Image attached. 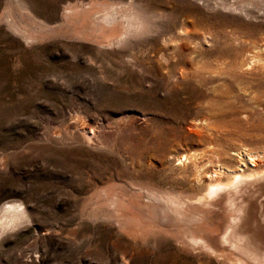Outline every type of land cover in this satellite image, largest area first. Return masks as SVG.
<instances>
[{"label":"rangeland","instance_id":"374dc122","mask_svg":"<svg viewBox=\"0 0 264 264\" xmlns=\"http://www.w3.org/2000/svg\"><path fill=\"white\" fill-rule=\"evenodd\" d=\"M259 174L264 0H0V264H264Z\"/></svg>","mask_w":264,"mask_h":264},{"label":"bare ground","instance_id":"6f19581e","mask_svg":"<svg viewBox=\"0 0 264 264\" xmlns=\"http://www.w3.org/2000/svg\"><path fill=\"white\" fill-rule=\"evenodd\" d=\"M116 15V14H115ZM108 17V21L110 23H112L116 17H112L111 15L107 16ZM117 19V18H116ZM260 175V174H259ZM236 176V179L235 181L232 183V184H212L211 187H210V190L209 192L206 194V196L203 198V199H200L201 202L203 203H210L212 202V200L216 199V198H220L219 196L221 195H226L228 192L240 187L241 185L243 184H249V182L251 180L248 179V177L242 175V174H237L235 175ZM257 176V175H255ZM254 176V177H255ZM252 177V176H251ZM250 178V177H249ZM257 178V177H255ZM257 182L255 184H252L250 187L246 188L245 191H244V195L242 198L244 199H250L252 200L253 199V196H254V193L256 192V190H258L260 188V186H263L264 184V179H263V174L260 175L258 177V180H256ZM240 193V192H239ZM222 197V196H221ZM248 197V198H247ZM5 210V209H4ZM3 210V211H4ZM249 210V209H248ZM5 214L0 217V224H7L8 222H11V221H15V218L17 217V214L19 213V210L18 208L16 207H10L9 209H7L6 211H4ZM206 217L203 216L202 214H199L198 215V218H197V222L199 224L203 223V221L206 222ZM234 220V219H233ZM196 222V221H195ZM243 222H245L243 220ZM241 223L242 221H239L238 222V227L241 226ZM9 224V223H8ZM196 224V223H195ZM234 223H231V221L229 222V225L227 226V229L225 230L223 236L221 237L222 238V241L223 243H227V242H230L232 239H234V237L232 236L231 232L233 231V227H231ZM243 224V223H242ZM194 238L196 239V241L198 242L197 243V246H203V247H206L208 245L214 247L211 243V239L210 237L208 236H195L194 235ZM214 238V237H213ZM233 241V240H232ZM260 244V243H259ZM240 243H237L235 246L236 249H239L240 250V247H239ZM241 246V245H240ZM242 251V250H241ZM247 251V250H246ZM241 264V263H240Z\"/></svg>","mask_w":264,"mask_h":264}]
</instances>
